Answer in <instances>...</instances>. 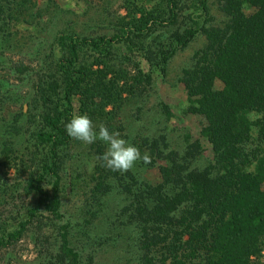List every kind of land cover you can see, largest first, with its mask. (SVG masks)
Here are the masks:
<instances>
[{"label": "trees", "instance_id": "16d2710c", "mask_svg": "<svg viewBox=\"0 0 264 264\" xmlns=\"http://www.w3.org/2000/svg\"><path fill=\"white\" fill-rule=\"evenodd\" d=\"M38 1L0 0V35L15 21L51 24L54 0H42L45 10ZM120 1L126 15L103 34L66 21L42 29L50 37L26 51L29 65L0 55V193L13 171L19 199L35 198L22 207L5 198L15 210L0 219V253L28 236L47 264H98L119 244L136 264H264V0H216L221 23L208 0ZM200 37L180 78L196 136L189 130L171 148L140 130L129 140L150 162L121 173L100 159L108 145L67 134L85 113L114 132L122 110ZM88 181L93 194L68 212L66 197Z\"/></svg>", "mask_w": 264, "mask_h": 264}, {"label": "rangeland", "instance_id": "374dc122", "mask_svg": "<svg viewBox=\"0 0 264 264\" xmlns=\"http://www.w3.org/2000/svg\"><path fill=\"white\" fill-rule=\"evenodd\" d=\"M38 4L39 8L44 10L48 6L47 2L43 3L42 0H39ZM122 4L123 2L120 0H54L50 11L46 13L49 18H54L53 22L48 26L45 23L38 25L39 18L33 24L26 21L13 22L9 29L10 35L9 33H6V36L4 33L0 35V41L3 39L8 40V43L0 51V55L3 54L8 61H24L29 65L31 62L27 59L26 51L40 39L42 41L49 39L50 36L47 35V32L51 28L64 27L65 22L68 21L74 25L77 24L79 30L83 33L103 34L107 32L106 29L108 30L112 19L117 18L119 15H126V10L122 8ZM208 4L212 8L217 22L221 23L223 17L218 10L216 0H208ZM61 17L62 20L57 19ZM49 18L46 20H49ZM15 24L17 25L15 26ZM44 28L47 32L46 30L42 32ZM204 43V38L200 37L189 48L178 51L171 60L167 76L155 77L152 89L149 90L147 95L139 98L138 102L136 101L137 103H131L122 110L115 121L114 132H119L121 138L129 143H131L129 137L133 138L140 130L144 131V135L149 134V132L155 133L156 136L162 134L170 140L171 148H176L178 144H181L184 134L189 130L196 136L198 120L191 119L185 114L187 96L183 84L180 83V78L183 70L191 65L194 54L204 46ZM1 75L5 76L6 73L1 71ZM15 79L16 77L12 75L11 81L13 82ZM24 89L27 90V87H24ZM23 106L24 112L28 113L27 103L25 102ZM167 110L169 113H167ZM142 131L140 132L143 134ZM80 150V147H75L71 154L76 156L81 152ZM71 163L73 165V162ZM75 163L74 165L78 169L79 162L75 161ZM94 163L93 161L92 165H95ZM70 165L69 163L68 168ZM88 170L91 172L89 166ZM3 178L7 181V187H3L5 190L0 193V219L6 220L7 217L11 216V211L15 209L11 207L14 205L4 204L5 198L10 199V203L13 202L19 207L34 203L35 198L19 199L21 179L20 177L17 178L13 171L9 172L7 176H3ZM88 182L89 184L82 185L88 186L86 191L85 188L81 187L80 192L77 191L78 193L66 197L68 212L72 213L77 207L82 206L86 197L87 199L91 197L94 182ZM13 193L16 194V199H13ZM23 199L25 200L21 201ZM114 199L115 196L112 195V207L117 205V200L114 202ZM54 236L58 237V232ZM54 242L53 240L52 243ZM41 249L42 254H40ZM41 249L36 248L33 241L27 236L15 247L4 249L0 253V264H47L49 255H47L45 248ZM96 261L99 262L98 264H136L133 256L127 254V250L122 244L114 248L108 247L99 252Z\"/></svg>", "mask_w": 264, "mask_h": 264}, {"label": "clouds", "instance_id": "9594fccd", "mask_svg": "<svg viewBox=\"0 0 264 264\" xmlns=\"http://www.w3.org/2000/svg\"><path fill=\"white\" fill-rule=\"evenodd\" d=\"M67 134L74 140L85 144H93L97 140L108 145L100 159L104 167L126 173L133 169L137 162L149 163L150 155L141 153L140 149L121 138L119 132H110L109 128L100 124L94 125L88 114H75L65 125Z\"/></svg>", "mask_w": 264, "mask_h": 264}]
</instances>
